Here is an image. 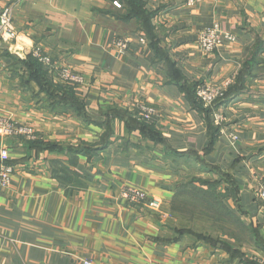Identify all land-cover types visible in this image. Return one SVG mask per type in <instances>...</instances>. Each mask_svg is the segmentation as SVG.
<instances>
[{
	"label": "crops",
	"instance_id": "obj_1",
	"mask_svg": "<svg viewBox=\"0 0 264 264\" xmlns=\"http://www.w3.org/2000/svg\"><path fill=\"white\" fill-rule=\"evenodd\" d=\"M142 1L156 13L160 54L175 64L178 81L141 41L138 22L121 18V4L0 0L18 32L15 42L0 45V116L36 133L34 140L0 135L14 167L10 186L0 191V264H264L257 196L264 185V0ZM215 25L237 40L207 56L196 43ZM120 39L129 40L125 52L115 46ZM35 47L57 69L83 75L74 93L84 117L73 107H50L21 84L14 58L26 59ZM241 76L245 90L220 108L223 120L214 119L219 132L209 148L207 116L192 90L233 86ZM137 104L157 111L153 133L146 129L153 138L130 118ZM109 130V144L99 150ZM127 188L144 191L147 200L131 204ZM197 195L216 196L248 233L245 243L236 236L225 241L241 258L180 236L184 216L175 203Z\"/></svg>",
	"mask_w": 264,
	"mask_h": 264
},
{
	"label": "trees",
	"instance_id": "obj_2",
	"mask_svg": "<svg viewBox=\"0 0 264 264\" xmlns=\"http://www.w3.org/2000/svg\"><path fill=\"white\" fill-rule=\"evenodd\" d=\"M119 3L121 4V8L125 10V14L121 16L123 20H130V19H135L138 24L140 31L144 33L143 38L146 39L149 43V46L153 49V51L159 55V57L162 58V60L165 61V65L167 70L170 73V77L178 81L181 78V74L178 72V70L175 68V64L170 60L168 54L166 53H161L158 45L160 44L158 41H156V30L155 27L152 25V19L155 17V12L151 13L148 12L145 9V5L142 0H118ZM3 54L7 51H1ZM8 53V52H7ZM2 54H0L1 56ZM14 65L21 67L23 70V75L21 76V84H23L24 87L30 85V87L33 88L35 91L34 93L37 96H41L43 101H45L47 104L50 105V107H62V108H70L73 107L75 110L78 112V116L84 117L83 114V105L78 101V99L75 96L74 93V86L71 87V85H66L61 82H57L53 78V74H51L49 71H47L44 66L38 62L37 59H35L32 54L28 55L26 59L24 60H19L14 58ZM50 74V75H49ZM52 75V76H51ZM237 82L233 86H229L224 93V96L220 99H218L212 106L210 107H205L198 99L196 96V88L199 86L197 85L195 88H193L192 93L194 95V105L196 106V109L200 110L201 112L205 113L206 121L210 129V134H211V143L209 148L213 146V142L215 141V137L217 136L219 132V127L215 125V118L214 115L217 114L220 110V108L223 105H226L229 103V101L237 95H240L245 89H244V77H238ZM191 93V95H192ZM129 118V117H128ZM130 118L132 119L133 123L137 125L141 130H144L145 134L146 129L150 133H153V128L152 124L154 123L155 119L151 121L150 123L140 121L133 117V115H130ZM127 120H131V119ZM131 122V121H130ZM111 132L110 130L107 131L105 134V137L101 140V144L99 145V150L105 149L108 144H109V136ZM155 134V133H154ZM147 136L153 138V134H147ZM189 186H192V183L187 184L184 189H187ZM184 205L185 209L181 211L178 209V207ZM186 201V202H178L177 206L175 203V210L177 212H181V215L184 216L185 212L191 213L189 209L192 208V206ZM195 208L193 207V210ZM208 213L209 217V212L205 210ZM195 211H193L191 214H193ZM185 217V216H184ZM186 218V217H185ZM194 218V217H192ZM235 225H237V221L234 222ZM180 236L183 237L185 235H195L193 231L190 229H182L179 232ZM224 236H227L228 238H233L235 236L233 235H226L223 234ZM196 239H198L199 242H203L205 244H209L211 246H218L221 247L228 252L231 251L233 255H238L239 253L232 251L228 246L226 240L221 238L219 239H213V237H210L209 235H204V234H196ZM241 258V257H240ZM251 264V263H249ZM253 264V263H252Z\"/></svg>",
	"mask_w": 264,
	"mask_h": 264
},
{
	"label": "built area",
	"instance_id": "obj_3",
	"mask_svg": "<svg viewBox=\"0 0 264 264\" xmlns=\"http://www.w3.org/2000/svg\"><path fill=\"white\" fill-rule=\"evenodd\" d=\"M116 8H120L118 0H109ZM188 6H194L199 0H184ZM7 34L9 39H4V34ZM18 37L17 29L13 22V11L10 7L0 6V43L9 44L15 42ZM237 37L229 32L222 31L218 25L207 28L199 34L197 40V49L203 54L210 56L218 53L221 47L225 43H233ZM145 41L144 38L141 39ZM115 46L120 52H125L129 46L128 39H120L115 42ZM32 56L40 62L44 68L51 74L55 75L60 82L66 85L74 87L83 85L85 79L83 75L73 71L66 67L57 69L52 59L45 55L41 47H35L32 51ZM230 83H224L222 85H206L200 84L196 88L197 99L205 106H212L218 99L224 96ZM136 119L150 123L157 116L155 108L143 104H137L132 113ZM215 120L218 124L223 120L221 114L215 116ZM25 137L29 140L36 139V133L32 127L25 124L17 123L11 119H7L0 116V135ZM233 139L236 140V136L233 135ZM10 154L8 149L0 148V191L5 190L10 186L11 179L14 175V167L9 163ZM123 196L131 204L143 203L147 200L148 195L137 188H127ZM258 199L264 205V185L259 189L257 193ZM82 264H93L91 259H84Z\"/></svg>",
	"mask_w": 264,
	"mask_h": 264
},
{
	"label": "rangeland",
	"instance_id": "obj_4",
	"mask_svg": "<svg viewBox=\"0 0 264 264\" xmlns=\"http://www.w3.org/2000/svg\"><path fill=\"white\" fill-rule=\"evenodd\" d=\"M13 22H14V18H13ZM1 44H5V43H0V45ZM192 202H194V205L192 207H194L195 209L193 210V208H191L189 209V211L191 213L195 211V213L192 216L191 213L185 212L184 216L186 218L185 217L184 219L181 218V220H182V227H185L186 229H190L191 231H193V233H195V235H191L192 236L191 239L195 243L199 242L198 239H196V234L209 235L210 237H213V239L215 240L218 239V237L221 240L220 235L223 234L233 235L236 236L237 240L239 239L242 240L243 241L242 243L246 242V239L249 237L248 233H246L243 230H240L239 227H237V225L234 224V222L236 221L234 215L228 212L224 213L223 208L219 207L218 198L216 196L215 197L211 196L210 198L205 199L203 196L197 195L194 197V199H192L188 203L192 205ZM178 209L183 211L185 209V206L182 205L178 207ZM204 209L209 212V217H208V213ZM204 212H206L205 213L206 215L204 214ZM179 213L181 214V212ZM206 218H210V220ZM229 239L230 238L225 236V240H229Z\"/></svg>",
	"mask_w": 264,
	"mask_h": 264
},
{
	"label": "clouds",
	"instance_id": "obj_5",
	"mask_svg": "<svg viewBox=\"0 0 264 264\" xmlns=\"http://www.w3.org/2000/svg\"><path fill=\"white\" fill-rule=\"evenodd\" d=\"M4 39H6V40L9 39V37L6 33L4 34Z\"/></svg>",
	"mask_w": 264,
	"mask_h": 264
}]
</instances>
